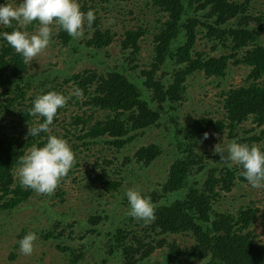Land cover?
Returning a JSON list of instances; mask_svg holds the SVG:
<instances>
[{
    "label": "trees",
    "instance_id": "1",
    "mask_svg": "<svg viewBox=\"0 0 264 264\" xmlns=\"http://www.w3.org/2000/svg\"><path fill=\"white\" fill-rule=\"evenodd\" d=\"M98 2L78 0L81 11L92 9L96 16L91 28L85 22L79 41L94 54L116 41L121 62L103 72L85 69L72 73L39 91L40 95L55 90L67 97L49 128H54L63 111L75 106L76 112L67 123L73 132L64 128L61 136L72 134L81 141L83 149L91 152L84 170L86 184H96L121 197L128 163L134 161L148 167L162 150L160 145L148 143L139 146L131 157L122 156L123 160L120 152L144 129L157 124L162 117V105L170 107L184 101L191 75L202 73L220 78L229 65L244 66L247 73L240 84L221 91V119L206 114L185 125L163 182L159 188L142 193L155 205L154 218L149 222L125 213L127 222L98 240V225L105 216L90 214L86 228L90 243L98 245L106 256L118 255L120 264H151L149 258L156 250L163 251L159 264H264V241L257 240L250 228L258 209L252 203L234 212L214 207L221 194L230 192L237 183L250 185L240 175L238 166H229L218 155L200 149L204 134L213 131L227 132L229 138L264 150L258 144L264 142V43L258 40L264 29V12L252 7L251 0H148L157 13L153 21L148 24L134 19V24L123 27L117 35L103 24L99 15L100 4L108 0ZM13 27L22 30L13 21L12 27L0 25V32H11ZM54 29L55 41L74 50L76 38L69 37L58 25ZM146 36L151 46L143 63ZM200 41L205 46L211 42L210 53L218 47L225 52L208 54L204 48H197ZM27 68L23 58L0 38V80L12 84L0 92V210H14L36 193L21 187L16 169L20 157L33 145L43 144L50 134L30 136L29 129H19L34 119L37 122L29 128L43 122V117L30 112L35 98L28 92V83L22 81ZM68 83L72 92L64 86ZM246 121L250 127L236 136L234 131ZM70 146L72 151L78 147ZM207 162L211 164L208 167ZM71 174L69 170L60 179L50 198L65 203L62 184ZM202 175L203 179L196 177ZM122 198L126 204L124 194ZM64 216H44L45 225L39 236L54 241L57 251L76 263L83 257L84 247L81 244L75 249L62 243L65 225H71ZM168 236H187L191 243L180 245L175 239L168 241ZM66 238L72 240L70 235Z\"/></svg>",
    "mask_w": 264,
    "mask_h": 264
},
{
    "label": "rangeland",
    "instance_id": "2",
    "mask_svg": "<svg viewBox=\"0 0 264 264\" xmlns=\"http://www.w3.org/2000/svg\"><path fill=\"white\" fill-rule=\"evenodd\" d=\"M98 1L100 2V0ZM19 2L20 0L10 1L13 6L18 5ZM251 6L264 12V0H251ZM128 10L132 12L129 14ZM99 15L103 24L119 35L123 27H129L135 23L134 19L150 24L157 13L150 3L148 4V0H108V2L100 4ZM19 25L22 31L29 34L34 33L38 27L36 21L27 25ZM28 25H31V28H28ZM50 27L52 37L49 45L31 61L27 62V73L22 79L24 83H28V92H31L34 98L39 95V91L44 86L52 82H60L72 73L85 69L103 72L121 62L116 41L94 54L91 48L86 47L79 41L80 36L76 38L77 43L72 44L74 46L73 50L71 46L59 45L53 38L54 25ZM84 31L83 29V33ZM258 40L260 43H264V29ZM203 42L200 41L197 48H204L208 54L218 55L225 52V49L218 47L210 53L208 48L211 42H207L206 46L203 45ZM143 43L142 46L145 47V50L141 56L144 63L147 50L151 46L148 36L144 37ZM246 73L247 70L244 66L229 65L225 75L220 78L206 77L202 73L191 75L187 80L184 101L180 105L176 103L170 107L162 105L161 107H164L160 110L162 117L160 116L157 124L144 129L136 136V139L123 148V152H120L123 160L124 156L130 155L131 157L139 146L148 143L158 144L162 150V153L148 167H143L134 161L128 163L127 170L123 173L125 178L121 187V197L114 192L107 193L102 188L95 186L96 184L92 185L84 182V170L88 168L86 160L90 159L91 152L83 149L80 145L81 141L76 140L72 134L63 137L69 145H78L79 147H76V150L73 149L74 163L70 168L72 174L62 184V189L65 191V203L56 202V198H50L49 195L41 197L39 193H33L26 202L20 204L14 210H0V264H120L118 255L106 256L98 245L90 243V235L86 233L88 216L94 213L101 217L105 216L98 225L100 227L98 240L106 232H112L116 226L126 223L129 207L128 202L126 204L122 202V195L129 188H136L143 194L154 187L159 188L169 165L176 156V140L182 136V131L188 121L206 114L214 119H221L223 113L220 98L221 91L232 85L240 84ZM11 86L12 84L6 79L0 80L1 93L6 87ZM64 86L72 92L69 83L64 84ZM75 112V106H69L66 111L59 115V120L54 128H49L48 132L52 135L61 136L65 128L72 133L73 129L67 123L70 116ZM35 121L37 122L34 119L30 124L24 123L19 129L27 130L35 124ZM249 127V121H246L240 127H237L234 132L236 136L242 135L243 131L248 130ZM233 139L227 136V132L215 134V132L209 131L207 138L203 139L200 149L208 154H214L213 146L215 144L220 143V146L226 149L227 144ZM258 144L264 146V142ZM111 152L107 151V153ZM207 164V167L211 165L208 162ZM196 177L203 179V175ZM250 203L258 209L250 228L256 234L257 240L264 241V188L254 189L251 186L247 187L237 183L230 192L221 194L218 203L214 207L216 209L221 207V209L234 212L238 207ZM48 213L53 218L67 216V222L71 225H65L64 236L60 239L63 244L71 245L75 249L83 244V257L78 262L69 261L67 255L57 251L54 241L44 240L39 236L40 228L45 225L44 216H48ZM34 217H38L37 220H34L36 219ZM22 230L24 231L23 235H20ZM28 232L36 233L38 239L34 243L32 254L23 255L19 252L16 244ZM68 235L71 236V241L67 240ZM171 239H175L180 245L188 246L191 243L187 236L167 237L168 241ZM162 257L163 251L156 250L149 258V262L159 264Z\"/></svg>",
    "mask_w": 264,
    "mask_h": 264
},
{
    "label": "clouds",
    "instance_id": "3",
    "mask_svg": "<svg viewBox=\"0 0 264 264\" xmlns=\"http://www.w3.org/2000/svg\"><path fill=\"white\" fill-rule=\"evenodd\" d=\"M95 19L92 9L81 11L78 0H20L16 6L4 2L0 3V25L7 28L12 27L13 21L24 25L36 21L38 27L32 34L13 27L11 32H0V38L27 63L49 45L51 25H58L69 37L75 39L81 35L85 22L91 28ZM66 101L67 97L55 90L36 96L30 112L43 117V122L29 128L28 134L37 136L41 132H48L58 108H62ZM207 135L204 134L205 139ZM213 153L222 162L229 163V166H238L240 175L252 188H264V150L255 144L249 145L233 139L226 149L220 143L215 144ZM73 163L74 153L68 142L60 136L49 134L43 144L33 145L20 157L16 176L21 187L51 195ZM124 195L128 202V215L149 222L154 218L155 205L149 196L143 195L136 188L127 189ZM37 239L36 233H26L18 240L19 252L31 255Z\"/></svg>",
    "mask_w": 264,
    "mask_h": 264
}]
</instances>
